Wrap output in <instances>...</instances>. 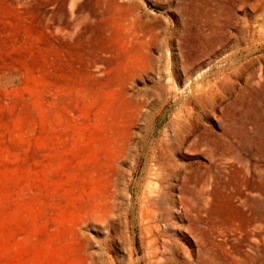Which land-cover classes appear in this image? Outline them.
Masks as SVG:
<instances>
[{"label": "rangeland", "instance_id": "374dc122", "mask_svg": "<svg viewBox=\"0 0 264 264\" xmlns=\"http://www.w3.org/2000/svg\"><path fill=\"white\" fill-rule=\"evenodd\" d=\"M0 264H264V0H0Z\"/></svg>", "mask_w": 264, "mask_h": 264}]
</instances>
